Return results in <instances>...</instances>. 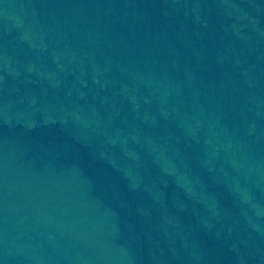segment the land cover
<instances>
[{
  "label": "water",
  "instance_id": "obj_1",
  "mask_svg": "<svg viewBox=\"0 0 264 264\" xmlns=\"http://www.w3.org/2000/svg\"><path fill=\"white\" fill-rule=\"evenodd\" d=\"M0 264H264V0H0Z\"/></svg>",
  "mask_w": 264,
  "mask_h": 264
}]
</instances>
